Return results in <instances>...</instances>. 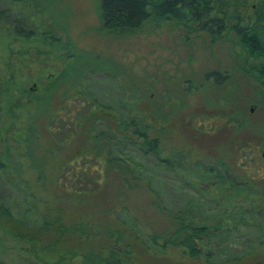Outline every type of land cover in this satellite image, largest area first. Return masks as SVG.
<instances>
[{
	"label": "rangeland",
	"instance_id": "obj_1",
	"mask_svg": "<svg viewBox=\"0 0 264 264\" xmlns=\"http://www.w3.org/2000/svg\"><path fill=\"white\" fill-rule=\"evenodd\" d=\"M99 2L0 0V263L68 264L63 253L98 251L109 230L130 244L133 264H202L177 249L147 248L143 239L170 226L165 212L198 213L209 225L232 213L234 226L212 260L264 257V91L239 68L234 36L213 41L152 17L108 31ZM258 6L250 0L244 20ZM17 25L41 35L17 38ZM213 71L227 78L215 84L205 76ZM68 100L86 117L64 142L72 131L55 116ZM93 117L99 139L87 140ZM131 123L158 140L156 154L137 136L123 139ZM92 144L109 146L99 155L120 167L95 188L81 182L70 191L63 166ZM92 169L102 175L100 162ZM50 222L86 228L61 239Z\"/></svg>",
	"mask_w": 264,
	"mask_h": 264
},
{
	"label": "trees",
	"instance_id": "obj_2",
	"mask_svg": "<svg viewBox=\"0 0 264 264\" xmlns=\"http://www.w3.org/2000/svg\"><path fill=\"white\" fill-rule=\"evenodd\" d=\"M249 1L250 0H100L99 15L102 27L108 31L137 28L144 21L152 17L154 19L175 20L180 24L182 23L186 29L197 30L202 34H206V36L213 41L222 39L223 37L226 38L232 34L234 36V45L239 48L241 52L240 61L238 63L239 68L253 77L264 91V0H256L259 2L258 7L261 12L254 17L249 16L247 20H244L242 13L246 12L245 7H247ZM11 34L25 40L41 35V33H37L32 29L27 30L18 25L14 27L13 33ZM205 76L206 78H211L215 84H221L227 78L225 72L219 71L207 73ZM4 91L5 88L0 85V95H2ZM69 104L70 100L66 101L62 115L55 116L56 119H61L64 125L70 126L72 131V134L66 135L64 142L72 140L76 136L79 127L83 126V121L86 117L84 114H79V110H75L73 114L68 108ZM96 119L97 118L93 117L92 121H90L92 124L90 129L86 132L87 140L99 139V137H96V135L92 133ZM100 120L99 118L98 121ZM126 126L127 125H124L122 131L127 132V129H125ZM133 127L131 123V132L128 133L129 136L126 135L123 139L130 140L133 136H137L141 140L140 147L143 148L145 153L152 152L156 154L158 140L156 138L150 139L144 132ZM48 131L52 135V132L55 133L56 128H49ZM94 141L96 142V140ZM107 147L109 146L104 145V147L97 146V148H95L92 144L88 150L82 149L79 151L77 156H74L63 166L65 172L69 173V176H65L66 182L65 180L62 181L63 186L73 192H76L74 186L81 182H84L86 186L87 183L93 185L94 188L99 186L106 170L111 169L110 167H120L119 164L114 165L111 162L112 159L107 157L109 160L105 161L102 159L101 155H99L101 149L105 150ZM94 148L95 151L93 152ZM89 161H93L95 164H89ZM99 162L102 165L101 176L93 172L92 169L96 167ZM160 162L163 166L173 163L169 159H161ZM73 165L76 167V171L71 169ZM2 166L4 167V163L0 156V167ZM208 170L213 171L214 169L210 167L207 171ZM125 182L128 185L129 180L125 178ZM153 204L161 209L159 200H156ZM195 206L196 204L194 207ZM191 210H194V208L192 207ZM0 211L3 214L6 213L2 208ZM184 211L188 212L186 209H184ZM220 212V215L227 213L225 210H221ZM239 213L241 215V211H238L237 214ZM165 214H168L171 220L170 226L160 231L152 232L147 238L143 239L147 248H157L159 251H164L169 248L177 249L190 259L200 260L202 264H264L263 256L256 257L254 255L253 257L248 256L241 259L235 257L233 259L226 258L220 261L212 260V258L217 255L218 250L221 248L222 244H224L228 233L231 232L234 226L232 222L234 221L231 215L232 213H229V221L224 222V219L219 220L214 225L206 224L205 217L204 219H199L198 213L190 216H186L185 213L182 212H165ZM57 221L58 220H55L56 223ZM56 223H47V230L50 229V227H55ZM84 228H86V226L82 224L80 226L71 225L69 228H65L63 225L57 226L61 239L69 233V230L71 232L80 231L82 233L85 231ZM66 229L68 230L66 231ZM96 230H98V228ZM106 233V242L98 251L89 249L87 252L80 255L68 251L63 253L64 255L60 257L61 260L66 259L67 256L68 264H133L131 246L129 243H124L119 231H117L116 237L114 233L109 230L106 231ZM111 238L113 240L110 241ZM53 241L52 245L56 244V246L58 242H61V240H57L56 238ZM76 256L79 258L75 259Z\"/></svg>",
	"mask_w": 264,
	"mask_h": 264
}]
</instances>
